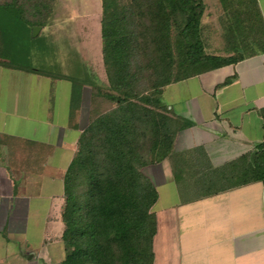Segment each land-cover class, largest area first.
Returning <instances> with one entry per match:
<instances>
[{"label":"trees","instance_id":"16d2710c","mask_svg":"<svg viewBox=\"0 0 264 264\" xmlns=\"http://www.w3.org/2000/svg\"><path fill=\"white\" fill-rule=\"evenodd\" d=\"M218 1L225 55L205 52L203 0H100L107 86L104 91L94 87L91 97L112 107L91 117L78 137L71 169L80 167L86 185L78 188L70 177L64 181L59 264H153L152 207L158 194L141 172L145 166L167 158L173 181L189 199L252 182L264 185V140L220 166L210 164L202 147L172 153L176 134L188 123L170 115L162 89L264 52V25L255 0ZM51 3L0 2V32L13 46L11 54L0 51V60L22 57L31 29L44 26ZM78 99L72 86V107Z\"/></svg>","mask_w":264,"mask_h":264},{"label":"crops","instance_id":"0c3cea01","mask_svg":"<svg viewBox=\"0 0 264 264\" xmlns=\"http://www.w3.org/2000/svg\"><path fill=\"white\" fill-rule=\"evenodd\" d=\"M255 2L264 25V0ZM27 68L0 62V264L49 260L62 247L64 181L80 133L102 112L91 91L107 85L94 71L74 78ZM72 86L79 92L73 107ZM161 101L188 123L176 134L174 151L202 147L212 166L250 153L264 140V52L169 84ZM153 167V264H264L261 182L189 199L167 158Z\"/></svg>","mask_w":264,"mask_h":264},{"label":"rangeland","instance_id":"374dc122","mask_svg":"<svg viewBox=\"0 0 264 264\" xmlns=\"http://www.w3.org/2000/svg\"><path fill=\"white\" fill-rule=\"evenodd\" d=\"M4 1L7 0H0V2ZM204 2L205 10L201 20V34L205 52L225 55L228 48L223 38L220 22V20H223V13L220 12V20L217 21L216 15L219 14L217 0H204ZM100 18V0H52L50 12L44 26L36 30L35 36H33V28L31 29L27 43L28 50L22 48L23 55L18 61L0 60V62L23 68L29 67V69H35L40 74L43 73L53 77L63 74L81 78L84 71L87 73L94 71L97 75H103L106 80L100 52ZM11 47L13 49L12 44L6 41L0 32V51H10L11 54ZM27 51L31 52L29 56H26ZM86 79L89 80L88 77ZM102 79L104 82V78ZM102 79L98 78L100 81ZM105 89L106 87L103 91ZM92 100L94 101V99ZM96 101V107L101 111H106L112 107L109 101L101 97ZM185 151L187 150L176 152L174 151V145L172 147L173 155ZM79 160L81 161V159ZM168 162L170 164L169 160ZM91 164H94V160L91 161ZM159 164L145 166L141 169V172L150 180L149 169H153V166ZM69 176L74 186L78 188L85 187L84 173L79 166L72 168L69 171ZM157 187V190L161 192L162 188ZM155 243V251L157 252L158 237H156ZM62 256L63 250L61 247L49 260L38 257L30 264H59Z\"/></svg>","mask_w":264,"mask_h":264},{"label":"water","instance_id":"95a60500","mask_svg":"<svg viewBox=\"0 0 264 264\" xmlns=\"http://www.w3.org/2000/svg\"><path fill=\"white\" fill-rule=\"evenodd\" d=\"M38 29H39V27H33V36H35L36 30H38Z\"/></svg>","mask_w":264,"mask_h":264}]
</instances>
